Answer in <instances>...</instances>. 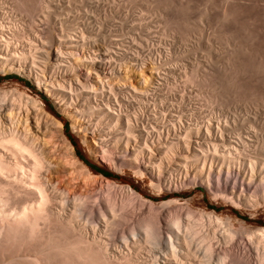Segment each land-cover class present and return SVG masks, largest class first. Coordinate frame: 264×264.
I'll use <instances>...</instances> for the list:
<instances>
[{
  "label": "bare ground",
  "instance_id": "6f19581e",
  "mask_svg": "<svg viewBox=\"0 0 264 264\" xmlns=\"http://www.w3.org/2000/svg\"><path fill=\"white\" fill-rule=\"evenodd\" d=\"M3 19H0V67L27 66L30 73L34 72L33 82L70 117L71 130L92 156L130 166L134 173L141 176L146 173L158 184L164 181L161 170L148 166L146 156L139 150L150 145L165 146L164 158L168 160L192 146V153L188 151L190 157L186 153L182 156L184 160L188 158L187 163H198L190 180L194 185L202 184L210 192L232 199L234 195L239 197L240 192L250 191L257 182L264 195V144L254 125L248 123L250 126L244 133L233 132L226 119L223 127L227 124L230 128L225 133L227 126L220 130L219 123V130H213L212 124L216 122L208 119L203 133L198 124H187L184 131L171 138L169 135L170 139L167 137L163 144L161 133L147 132L148 137L141 134L133 139L140 126L131 124L130 113L123 116L120 108L119 112L114 110L116 106L113 108L108 95L117 94L113 91L114 84L132 79L129 73L138 65L133 69L120 68L119 64L113 67L112 62L111 67L103 53L85 50L88 46L85 41L82 45L76 43L78 37L74 38L80 47L67 43L69 48L63 50L62 40L57 42L47 21L46 26L29 22L32 33L25 36L24 26ZM48 66L55 69L50 68L56 72L53 78L44 73ZM140 66L133 70V79L147 84L150 74L146 78L145 68ZM151 70L158 69L151 67ZM55 74L61 78L57 79ZM65 81L83 88L76 91L75 87V98L71 84H66L68 89ZM143 86L148 89V84ZM97 88L101 89L100 94L96 93ZM193 136L197 140L193 139L195 145ZM131 141L137 142L133 143L135 149L130 146ZM170 177L164 181L168 187L184 184L186 176ZM173 202V199L153 202L129 184H117L94 173L77 156L62 122L47 112L41 99L15 88H0V264H264V226L243 233L244 230L231 225L227 216L222 217L216 211L196 215L188 207L172 205ZM100 228L103 232L99 234ZM115 236L119 243L122 240L121 244H116Z\"/></svg>",
  "mask_w": 264,
  "mask_h": 264
},
{
  "label": "rangeland",
  "instance_id": "374dc122",
  "mask_svg": "<svg viewBox=\"0 0 264 264\" xmlns=\"http://www.w3.org/2000/svg\"><path fill=\"white\" fill-rule=\"evenodd\" d=\"M40 1L0 0V16L1 14L4 15L0 19L6 16L4 21L9 18L24 26L22 31L26 30L25 33L23 32L25 36L26 33L27 36L32 33H29L31 31L29 25L32 21L42 25H45V21H47L48 25H46L50 28L53 27L52 29L55 31L53 33L56 35L54 37L57 42L62 40L63 50H67L71 44L75 45L78 42L82 45V42L85 41L88 46L84 44V49L103 53L110 66L112 62L114 63H112L113 67H117L116 64H119L120 68L127 66L133 69L138 65L137 68L133 69L137 70L141 65L140 68H145L146 78L150 74L149 77L151 78L146 79L148 89L143 86L147 85L146 83H138L135 78V80L133 79L134 71L131 70L129 75L132 79L128 81L138 88L132 87V84H127L128 81L121 82V84L116 82L113 91H116L117 94L112 92L115 94L114 96L108 95L111 98V104H114L113 108L116 106L114 110L119 112L120 108L123 116L126 112V115L130 113L128 117L133 120H130L131 124L136 127L140 126L139 129L136 128L138 131L134 132L135 137L133 139H137L141 134L144 136L147 132L150 135L161 133L162 143L167 137L170 139L173 135L184 131L185 126L187 128L188 125L194 126L196 124L202 130L200 133H203L204 126L209 119L212 123L216 122L212 124L213 130H219V123L221 124L220 130L227 126V129L223 130L225 133L229 131L230 126V131L244 133L246 128L252 124L262 134L260 141L264 144V128H262L264 126V120H262L264 119V0ZM26 27H29L28 30ZM80 31L83 32V36L85 35L84 38ZM68 35H70L68 37L70 40L67 38ZM74 37H78L79 41ZM81 37L84 39L83 41ZM79 44L76 45L80 47ZM24 47L26 48V45ZM48 67L45 68V71L48 72L44 71V73L53 78V74L56 73L53 72L55 69ZM151 67L157 68L159 72H157L158 70L152 72ZM20 69L10 68L7 65L0 67V88L6 90L15 88L25 91L33 98L41 99L47 112L62 122V129L73 143L75 151L79 152L85 161L98 166L111 175L105 176L90 168L94 173L116 181L117 184H129L143 197L153 202L173 199L172 205H176L178 208L188 207L196 215L209 210L216 211L222 217L227 216L231 225L235 226L237 230H244L243 233H251L257 227L264 226V195L257 182L254 183L250 191H245L243 194L240 192L239 197L234 195L230 199L229 195L215 194L207 190L202 184L195 183L194 185L190 181L195 174L197 168L195 166H198V163L188 162L191 165L189 166L186 161L188 158L184 160L183 156L185 155L183 153L190 157L188 151L192 153V146L188 148L189 150L179 151L177 156L173 155V158L170 157L167 160L165 157V160L166 153H163L165 146H160V149L159 145L153 148L150 145L147 150L143 144L141 145L144 149L139 151L146 156L145 162L148 166L151 165L150 167L161 170L164 181L170 176L178 178L186 176L184 184L171 187L165 185L164 181L158 184L152 182L146 173L142 176L134 173L130 166L110 163L103 158L92 156L76 132L71 130L70 117L56 106L53 97L44 93L42 88L33 82L35 79L34 72L30 73L27 66ZM38 72H41L40 68ZM154 73L156 75L158 73L159 76L157 75V77ZM7 74H17L28 80L31 87H27L16 78L4 77ZM54 77L61 78L56 74ZM68 82L70 81H65V87L70 89L69 87L72 86L73 94L75 87L78 89L76 91L83 89L78 83L76 86L75 82ZM66 84L71 85L68 87ZM118 85L121 86L117 89L116 86ZM129 85L131 86L129 87ZM80 88L81 90H79ZM143 88L149 91L147 92ZM97 89L99 90V88ZM97 89L96 93L100 94L101 89L99 91ZM142 91L144 92L141 93ZM104 92L108 93V90H104ZM105 95L107 96V94ZM73 96L75 98V94ZM170 102L172 103L170 104ZM173 104L174 106H172ZM169 105L170 107H168ZM133 115H136V118ZM86 117L84 116L83 120H86ZM137 117H140L138 119L140 123L136 120ZM226 119L229 121L227 122ZM63 121L68 122L67 131L63 128ZM104 122L101 121V124H105ZM225 122L230 126L224 124L223 127L222 123ZM180 127L184 129L182 130ZM167 133L168 136H166ZM145 136L148 137L147 134ZM193 139L196 140L194 136L192 137V145H195ZM132 141L130 146L133 149L137 142ZM161 143L160 145L163 144ZM136 147L139 149L137 145ZM146 151L150 158L147 157L149 155L145 154ZM262 151L264 154L263 149ZM187 155L186 157H188ZM129 158L132 159L133 157ZM262 162L264 163V161ZM184 163L187 165L183 166ZM197 188H202V191ZM114 190L119 191V188ZM118 228L120 226L117 227L116 231L119 230ZM102 232L103 230L99 234ZM114 239H117L115 240L117 243H115L118 244V236H115ZM120 241L122 242L121 239ZM131 247L133 246L129 247L132 250ZM124 250H126L125 247ZM251 260L253 261L254 258L251 257ZM246 264H250V262Z\"/></svg>",
  "mask_w": 264,
  "mask_h": 264
},
{
  "label": "trees",
  "instance_id": "16d2710c",
  "mask_svg": "<svg viewBox=\"0 0 264 264\" xmlns=\"http://www.w3.org/2000/svg\"><path fill=\"white\" fill-rule=\"evenodd\" d=\"M4 77H6V78H8V77L16 78V79L22 81L27 87H31V84L29 83L28 80L21 78L17 74H7ZM42 98H44V97L42 96ZM56 116L58 117V114H56ZM63 128H64L65 131L68 130V122L67 121H63ZM76 153H77V156L80 157V159H82L94 171L99 172V173H101V174H103L105 176H110L111 175L109 172H107L105 170H102L98 166H96L94 164H91V163L85 161L84 158H83V156L79 152H76ZM197 189L200 190V191H202V188H197ZM211 207H213V206H211ZM244 219H246L245 216H244Z\"/></svg>",
  "mask_w": 264,
  "mask_h": 264
}]
</instances>
